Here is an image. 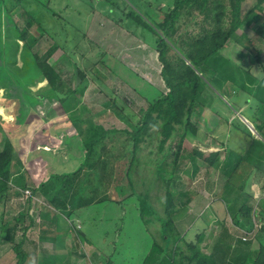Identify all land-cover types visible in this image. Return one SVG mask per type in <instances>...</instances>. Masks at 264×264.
<instances>
[{
    "label": "trees",
    "instance_id": "obj_1",
    "mask_svg": "<svg viewBox=\"0 0 264 264\" xmlns=\"http://www.w3.org/2000/svg\"><path fill=\"white\" fill-rule=\"evenodd\" d=\"M100 1L103 6H108L110 13L119 15L121 12V19L117 23L126 22L129 29L134 28V33L139 31L143 39L157 52L165 91L156 87L155 96L145 97L148 106L133 130L106 128L95 121L93 111L83 102L78 89L71 88L65 82L61 69L50 63L53 56L61 50L60 45L54 43L41 55L34 52L38 41L29 39V30L38 24L40 36L46 35L47 31L39 24L43 18H38L35 12L39 7L46 13L50 12V0H0V15L5 13L7 16L13 14L15 9L24 8L25 2L37 3L35 10L24 13L23 26L14 23L13 27L1 31L0 40L4 41L2 55L8 65L15 64L12 57L20 56L26 68L31 67L38 74V79H34L33 83H37L39 78L46 82L44 95L40 99L56 100L63 107L72 132L85 151L80 165L68 172L50 174L38 187H31L26 183L25 165L16 154L12 139L7 136L0 142V205L4 206L9 199L11 185L21 190L32 188V194L36 196L47 197L58 190L38 213L41 227L48 223L50 228H57L56 214L63 213L69 202L75 199L73 196L77 198L76 209L91 205L93 201V197L84 201L83 196H79V190L77 191L79 177L84 169L103 170L105 173L107 161L114 155L116 159H128L125 161L127 166L123 170L122 180L130 188V193L117 203L122 204L125 199L134 197L138 201L139 216L147 220L148 226L159 222L158 237L153 241L142 264H264V239H257L258 248H252L251 236L255 234V237L259 232L264 237V224L257 228L255 218L258 209L251 205L253 196L250 190L251 182L262 179L261 190L264 192L263 50L247 34L241 35L239 44L255 57L262 75L258 78L250 70L240 69L241 84L238 83L232 62L221 54L253 12L262 10L260 4L264 0H259L256 9H252L244 17L241 14L244 0H166L163 6L160 5L161 0H156L145 3L144 14L131 0L124 1L123 8L118 0ZM198 17L200 21L197 20ZM190 25L195 28L184 30ZM9 29L14 33V40L11 42ZM256 34L264 40V21L256 29ZM0 70L7 72L8 76L11 75V72ZM19 71L16 69L13 74ZM78 75L81 79L86 78L85 73L79 69ZM95 75L105 78L97 70ZM227 89L231 91L228 92ZM209 90H212V95ZM240 100H243V105ZM20 101L22 102L21 97ZM216 101H220V107L214 106ZM207 105L216 113L224 110L227 115L232 116L238 112L251 123L255 134L242 118L237 116L232 120L230 117L227 119L246 136L248 141L244 150L239 152L228 147L223 158L219 151L207 153L199 149L190 152L185 150V141L189 135H196L200 111ZM19 110L23 112V109ZM120 110L123 108L120 107ZM154 141H157V152L152 151L148 156V160L155 165L151 182L140 178L135 180L133 175L139 172L142 164L140 153ZM119 144L122 148L117 149L116 153L115 148ZM200 166H205L208 172L214 169L225 178L222 193L216 200L223 205L232 225L244 233V237L237 239L230 236L223 219L217 217L223 226V241L215 242L209 255L201 249L206 239V229L197 233L195 238H186L195 223L203 220V217L188 216L191 195L175 188L182 173L193 179ZM114 170L109 171V176L104 174L107 178L101 183L102 190H108L114 183ZM54 180L61 181L62 189L53 186L51 182ZM158 183L160 192H163L164 210L160 214L150 201V188ZM135 189L140 192L136 193ZM15 192L17 195L21 194L20 191ZM177 194L181 197L178 203L175 201ZM75 208L68 207L67 212L71 213ZM259 209L263 217L260 219L264 220V210ZM2 212L0 229L7 231L5 240L14 245L17 264H25L26 255L22 249L24 235L19 243H16L15 236L19 230L28 231L34 224L35 216L20 212L17 216L6 219ZM152 214L156 216L154 221L150 220ZM26 218L30 223L22 227ZM78 231L81 229L75 230L77 242L81 246L84 242L83 233Z\"/></svg>",
    "mask_w": 264,
    "mask_h": 264
},
{
    "label": "rangeland",
    "instance_id": "obj_2",
    "mask_svg": "<svg viewBox=\"0 0 264 264\" xmlns=\"http://www.w3.org/2000/svg\"><path fill=\"white\" fill-rule=\"evenodd\" d=\"M44 1L46 0H40V2ZM119 1L123 8V3L127 0ZM131 1L144 14L145 3L156 0ZM258 2L259 0H244L241 7L242 16L244 17L254 9ZM165 4L166 0H161L160 5ZM24 5V8L20 7L15 9L13 14H9L10 17L5 13L0 15V37H2L1 31L13 27L14 23L23 26L25 24L24 13L38 7L37 3L33 2H25ZM260 7L262 10H254V14L248 18L246 24L237 31L221 51V54L232 62L240 84V69L250 70L258 78L262 76L255 57L239 44L242 39L241 35L247 34L262 48L264 59V40L256 34V29L264 21V2L260 4ZM49 9L51 11L46 13L42 7H39L35 12L38 18H43L41 23H38L47 33L41 37L37 29L38 24L29 30V39L38 41L34 46V52L41 55L51 45L58 43L61 50L53 56L50 63L56 64L61 69L65 82L71 88L78 89L83 102L93 111L95 121L102 123L106 128L133 130L148 106L145 97L155 96L157 88L165 91L160 76L161 65L157 52L143 39L139 31L134 33V28L129 29L126 22L118 24L121 12L119 15L110 13L108 6H103L100 0H50ZM197 20L200 21V17ZM193 28L195 27L190 25L184 30ZM9 33V42H11L14 40L12 29H9ZM3 45L4 41L0 40V69L11 72V75L8 76L7 72L0 70V89L4 90L3 97L0 98V107L10 109L6 111V115L14 116L15 119L6 121L0 117V142L4 141L7 136L12 139L16 154L25 165L26 183L31 187H38L40 183L47 180L50 174L72 170L70 165H80L85 151L79 140L75 138V134L71 136L72 127L63 107L56 100L40 99L44 95L43 89L46 82L39 78L34 84L33 81L38 79V76L36 78L38 74L31 67L26 68L20 56L12 57L15 64L8 65L6 58L2 55ZM16 69L21 71L17 73L18 75L13 74ZM78 69L85 73V79L79 77ZM96 70L105 78L96 77ZM211 91L209 90L210 95H212ZM227 91L231 90L227 89ZM220 104V101H216L214 106L220 107ZM240 104L243 105V100H240ZM120 107L123 110H120ZM19 109H23V112ZM237 116L252 127L251 123L238 112L232 116L227 115L224 110L216 113L207 105L200 111L196 135H189L185 141V150L190 152L193 149H199L207 153L219 151L221 158L224 157L228 147L241 152L245 149L248 140L230 122ZM229 117L231 120H227ZM71 138H74V141L70 140ZM119 139L123 140V138ZM116 147L117 153V149L122 147L121 144ZM72 150L74 151L71 154ZM152 151L157 152V141L140 153L142 164L139 172L133 175L135 180L140 178L151 182L150 178L153 177L155 165L148 160V156ZM151 157L154 158V156ZM48 158L54 159V163L50 164L47 161ZM114 158L113 155L107 161L105 173L103 170L84 169L79 177L77 185L79 196H83L84 201L93 197L91 205L79 207L71 213L63 211V213L56 214L59 238H64L67 234L68 255H66V250L60 249L57 245L56 228L50 229L48 223L41 227V219L38 217L43 206L58 190L47 197L34 194L29 197L24 193L17 195L15 191H19L20 188L11 185L9 199L4 206L0 205V217L2 210L6 219H11L20 212L35 216L33 226L26 232L17 231L15 236L16 243H19L24 235L22 249L26 255L25 264H142L153 241L158 237L159 222L156 221L148 226L147 220L139 216L138 201L134 197L125 199L122 204L117 203L130 193V188L124 182L125 180H122L128 159L126 158V161L123 160L124 158ZM111 168L115 169L113 179L116 182L114 181L111 187L104 191L101 183L106 181L107 177L104 176L108 175L109 171L111 172ZM224 181L225 178L218 171L212 169L208 172L205 166H200L193 179L182 173L179 181L175 183L177 191L189 192L191 195L188 216L203 217V220L195 223L186 238H195L197 233L206 229L207 236L201 249L208 254L212 252L215 242L223 241L221 238L223 226L217 217L223 219L230 236L236 239L244 237V233L232 225L230 217L224 212L223 205L216 200V197L222 193ZM51 183L54 187L62 189L61 181L54 180ZM251 183L262 186V179H256ZM150 189V201L160 214L164 210L160 183ZM29 190L32 193V188ZM75 190L76 188L73 192ZM138 191L140 192L135 189L136 193ZM73 197L75 199L69 202L71 209L77 205V198ZM180 200L181 197L177 194L176 203ZM251 205L258 209L255 219L259 229L264 224L259 212V208L264 210V197L253 198ZM155 217L152 214L150 220L154 221ZM78 221H81L82 227V230L78 232L85 234L92 244V246H85L83 242L80 250L77 249L73 240L75 230L78 229L80 223ZM29 223V219L26 218L21 226L25 227ZM44 231L46 232L43 233ZM6 234V230L0 229V264H17L18 258L13 251L14 245L5 240ZM254 235L251 236L252 248L257 249V239H264V237L259 232L255 237ZM73 252L77 254H72ZM97 256L100 257L99 260H96Z\"/></svg>",
    "mask_w": 264,
    "mask_h": 264
},
{
    "label": "crops",
    "instance_id": "obj_3",
    "mask_svg": "<svg viewBox=\"0 0 264 264\" xmlns=\"http://www.w3.org/2000/svg\"><path fill=\"white\" fill-rule=\"evenodd\" d=\"M74 135V132L71 134V136H73ZM76 138V137H75ZM70 140H73L74 141V138H71ZM48 147V146H47ZM46 147V148H47ZM73 151L74 150H72V152H71V154L73 153ZM69 152H70V149H69ZM55 157V156H54ZM50 164H53L54 162V159H51V158H48V160H47ZM59 163V162H58ZM75 166H78V165H75ZM74 165H70V167H71V169H73L74 167H75ZM69 170H64V171H62V173L63 172H68ZM61 174V173H60ZM68 207H70V205L68 204V206H66L65 208L67 209ZM64 208V209H65ZM72 208V207H71ZM74 208H75V206H74ZM73 208V209H74ZM64 210V212L66 213L67 211H69L68 209L67 210ZM76 209V208H75ZM71 212H72V210H71ZM192 217L194 216V217H197V216H195V215H191ZM68 217H70V216H68ZM7 218V217H6ZM78 222H80L79 223V226H78V228L79 229H81L82 230V227H81V221H78ZM72 228H74V227H72ZM50 229H54V228H50ZM56 231H57V234H56V238L58 239V241H57V245H58V247L60 248V249H62V250H66V255H68V253H69V245H67L66 244V236H67V234H66V236L63 238H59V231H58V228H56ZM69 232H70V230L68 229V234H69ZM74 235H75V238H73V240H74V244L77 246V245H79L78 244V239H77V234L76 233H74ZM207 236V235H206ZM82 238L84 239V245L86 246V245H90V246H92V244L90 243V241H89V239L85 236V234H82ZM75 245H74V248L76 249V247H75ZM207 246V245H206ZM80 248H81V246L79 245V248H77V249H79L80 250ZM204 252H205V250H204ZM206 253V252H205ZM72 254H77V252H73ZM78 254H80L79 252H78ZM94 254H96L95 252H94ZM206 254H208V253H206ZM209 255V254H208ZM100 258V257H99ZM99 258H98V256L96 257V260H99Z\"/></svg>",
    "mask_w": 264,
    "mask_h": 264
},
{
    "label": "clouds",
    "instance_id": "obj_4",
    "mask_svg": "<svg viewBox=\"0 0 264 264\" xmlns=\"http://www.w3.org/2000/svg\"><path fill=\"white\" fill-rule=\"evenodd\" d=\"M4 90L0 89V98L3 97ZM6 110L3 107H0V117H3L6 121H11L14 120L15 117L11 115H6ZM251 195L253 196L254 199H259L261 196H264V192L261 191V186L259 184H252L251 185Z\"/></svg>",
    "mask_w": 264,
    "mask_h": 264
},
{
    "label": "built area",
    "instance_id": "obj_5",
    "mask_svg": "<svg viewBox=\"0 0 264 264\" xmlns=\"http://www.w3.org/2000/svg\"><path fill=\"white\" fill-rule=\"evenodd\" d=\"M20 192H21V194H25L26 196H29V197H31L32 196V193H31V191L29 190V189H24V190H19ZM244 240H246V238H243Z\"/></svg>",
    "mask_w": 264,
    "mask_h": 264
},
{
    "label": "water",
    "instance_id": "obj_6",
    "mask_svg": "<svg viewBox=\"0 0 264 264\" xmlns=\"http://www.w3.org/2000/svg\"><path fill=\"white\" fill-rule=\"evenodd\" d=\"M250 129L255 134V131L253 130V127H250ZM77 248H79V245H77Z\"/></svg>",
    "mask_w": 264,
    "mask_h": 264
}]
</instances>
